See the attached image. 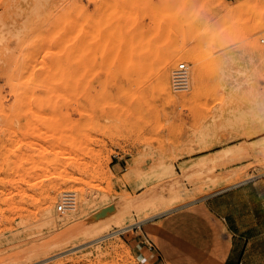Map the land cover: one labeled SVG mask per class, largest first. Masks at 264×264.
<instances>
[{
    "label": "rangeland",
    "instance_id": "rangeland-1",
    "mask_svg": "<svg viewBox=\"0 0 264 264\" xmlns=\"http://www.w3.org/2000/svg\"><path fill=\"white\" fill-rule=\"evenodd\" d=\"M90 25L119 50L94 57ZM198 47L216 63L193 90ZM263 135L264 0H0V264H194L198 200L264 174Z\"/></svg>",
    "mask_w": 264,
    "mask_h": 264
},
{
    "label": "crops",
    "instance_id": "crops-1",
    "mask_svg": "<svg viewBox=\"0 0 264 264\" xmlns=\"http://www.w3.org/2000/svg\"><path fill=\"white\" fill-rule=\"evenodd\" d=\"M197 205L205 219H190L188 237L180 236L190 253L201 255L194 264H264V174L220 188Z\"/></svg>",
    "mask_w": 264,
    "mask_h": 264
},
{
    "label": "bare ground",
    "instance_id": "bare-ground-1",
    "mask_svg": "<svg viewBox=\"0 0 264 264\" xmlns=\"http://www.w3.org/2000/svg\"><path fill=\"white\" fill-rule=\"evenodd\" d=\"M89 26V25H88ZM108 25H90V33L93 36L94 39H96L99 42V47L96 48V50L93 52L94 57L98 55L99 52L102 51L103 46L109 41L111 42V44L115 45V49L116 51L119 50L120 47V40L123 37L124 32L121 30V28L118 25H109L110 26V30L107 31ZM89 28V27H88ZM208 51L210 49V46L207 47ZM183 53L188 54L189 51L188 50H182ZM102 54V52H101ZM177 53L173 52L171 53L170 56H167L164 58L161 67H162V72H161V77H160V81L161 84L163 86V88H165L166 90H169V82H170V69L171 67L174 65V63L178 60ZM190 62H192L193 64V68L192 70H190L189 75H186L184 78L186 79V81H188L187 83L191 86V88L193 90H195L198 85L199 82L201 81V77L204 75V71L205 68H211L212 64L216 63V61L214 60V58H211L210 55L208 54V56H205L202 54V48L200 49L199 47L192 50L191 51V55H190ZM220 64V62L218 63ZM222 66V65H221ZM221 66L219 65V68H221ZM218 67V66H217ZM216 67V70H217ZM222 67H227V65L222 66ZM217 135H218V130L213 129L209 126L203 128L201 131H198L197 134L195 135L196 140L201 144L204 145L205 147L210 146L211 142H215L217 141ZM222 136V135H221ZM20 140V135L16 132V130H14L13 135L11 137V141L13 144L12 147L14 148V156H15V160L13 162L14 165H18L20 163V161L24 158L25 153H21L20 151V146L18 144ZM189 147V146H188ZM12 154V153H11ZM6 157V156H5ZM12 160V159H11ZM9 161V160H8ZM12 165V163H8V167L10 168ZM7 166V165H6ZM163 171L160 170L159 168H157L153 178L154 179H158L161 176V173ZM175 183V182H174ZM168 184V183H167ZM167 184H164L167 186ZM230 184V183H228ZM169 185V184H168ZM158 188V187H157ZM170 188V187H169ZM224 188V187H223ZM174 190V189H173ZM161 191V190H160ZM164 191V190H163ZM161 191V192H163ZM167 192V190H166ZM167 195V194H166ZM172 195V194H171ZM75 196V195H74ZM144 196V195H143ZM177 196V195H176ZM165 197V196H164ZM180 197V196H179ZM172 200V199H171ZM171 200H169L168 202H170ZM73 201V209L74 211L76 209H78V212L82 211L86 205V195H84V193L81 194L80 200L77 201V199L72 200ZM124 201V200H123ZM127 201V200H126ZM177 201V200H175ZM179 201V200H178ZM177 201V202H178ZM181 201V200H180ZM120 202V201H119ZM130 202V200H129ZM176 202V203H177ZM184 202V201H183ZM182 202V203H183ZM123 203V202H122ZM174 203V202H173ZM175 203V204H176ZM181 203V204H182ZM124 204V203H123ZM171 204V203H170ZM116 205V203H115ZM119 205V204H118ZM130 205L134 208H136L137 210H140L141 206V202L139 200H132L130 202ZM177 206V205H176ZM175 206V207H176ZM118 207V206H117ZM174 206H172L171 208H173ZM87 208V207H86ZM156 208V207H155ZM170 208V207H169ZM170 208V209H171ZM121 209V208H120ZM161 209V208H160ZM166 210V208H165ZM143 211V210H142ZM49 212V211H48ZM151 212V211H150ZM158 213V212H157ZM79 214V213H78ZM68 214H66V217L64 219H60L59 222H64L68 220L67 217ZM112 215V214H111ZM110 215H108L107 217H109ZM113 216V215H112ZM129 216V215H128ZM142 216V215H141ZM152 216V215H151ZM106 217V218H107ZM115 217V216H114ZM117 217V214H116ZM148 217V216H147ZM146 217V218H147ZM150 217V216H149ZM72 218V217H71ZM141 219V218H140ZM143 219V218H142ZM115 221V220H114ZM123 222V221H122ZM130 222V221H129ZM113 223V222H112ZM101 224V223H100ZM114 224V223H113ZM117 225V224H115ZM119 225V224H118ZM125 225V224H124ZM128 226V225H127ZM99 227V226H98ZM105 227V226H104ZM126 227V226H125ZM123 228V227H122ZM101 229V227H100ZM128 229V228H127ZM105 230V229H104ZM118 230V229H117ZM124 230V229H123ZM120 231V230H118ZM106 232V231H105ZM116 232V231H115ZM121 232V231H120ZM101 234V233H100ZM109 234V233H108ZM113 234V233H110ZM109 234V235H110ZM114 235V234H113ZM98 236V235H97Z\"/></svg>",
    "mask_w": 264,
    "mask_h": 264
},
{
    "label": "built area",
    "instance_id": "built-area-1",
    "mask_svg": "<svg viewBox=\"0 0 264 264\" xmlns=\"http://www.w3.org/2000/svg\"><path fill=\"white\" fill-rule=\"evenodd\" d=\"M179 76L183 75V73L185 72V64L184 63H180L178 65V69H177ZM182 81L184 78L183 76L179 77ZM73 208V203L71 200H67L65 202H62L60 204H58L57 206V211L60 213H64L65 211L71 210Z\"/></svg>",
    "mask_w": 264,
    "mask_h": 264
}]
</instances>
